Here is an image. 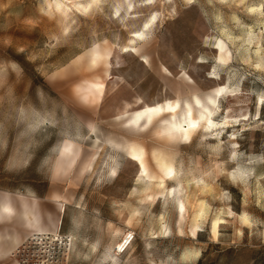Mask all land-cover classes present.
I'll return each mask as SVG.
<instances>
[{"label":"rangeland","instance_id":"1","mask_svg":"<svg viewBox=\"0 0 264 264\" xmlns=\"http://www.w3.org/2000/svg\"><path fill=\"white\" fill-rule=\"evenodd\" d=\"M87 1L0 0V200L60 236L26 240L18 214L27 234L0 264H264V0ZM219 88L208 126L179 139L185 104ZM167 101L180 111L135 119Z\"/></svg>","mask_w":264,"mask_h":264},{"label":"bare ground","instance_id":"2","mask_svg":"<svg viewBox=\"0 0 264 264\" xmlns=\"http://www.w3.org/2000/svg\"><path fill=\"white\" fill-rule=\"evenodd\" d=\"M85 1V0H84ZM95 0H92V3ZM88 2V1H87ZM89 3V2H88ZM91 2L85 6L79 5L82 9H88ZM255 10H251L254 12ZM154 22V19H150L147 21L140 32L134 33L131 39L132 44L141 45L145 42L146 32L149 31L150 26ZM219 52H222V48L218 46ZM133 51L131 49H125L124 53H128ZM111 59V52H107L101 50L98 47H95L90 54L89 62L91 65H95L100 61H105L108 63V60ZM142 62L147 64L148 59L145 56H142ZM110 79V78H109ZM93 87L98 89L100 99L104 97L105 94V84H94ZM226 88L217 89L213 92L214 98L211 99L209 97L205 104H202L200 99L197 97L193 98L192 104L186 103L184 106V111L182 113L181 121L177 124L176 130L179 132V139H185L186 141L190 140L192 134L199 130L201 127L208 126L207 122L211 118L213 114V110L210 108L211 106L214 108L217 103V99L225 95ZM230 94V93H227ZM138 99V98H136ZM136 105V104H135ZM180 111V105L177 101H167L156 105H144L142 108L136 111L135 119L141 121L144 124H150L154 122L155 119L163 117L166 114H176ZM132 117V115H131ZM223 128L228 127L227 120L221 124ZM132 151L131 156L138 158V161L142 165V158H140L138 154H136L135 149L131 148ZM62 155L68 157V159L73 162L77 158L78 155V147L73 145L71 142H66ZM156 160L159 161V164L164 167L165 170L171 168L163 160H160L158 157ZM163 182V181H162ZM182 209V207H181ZM17 214H22L25 220L27 227L30 229L29 235L26 240L36 241V244L40 245H48L52 243L59 242V237L56 233V230L51 233L47 226L45 225V220L42 219V214L37 209H35V204L31 205L26 200H20L17 204L9 198H3L0 200V219L2 218H11L15 217ZM218 221H214L212 224V233L216 234ZM49 225V224H48ZM57 229V226H56ZM127 244V240L125 242H121L119 244V249L121 250ZM128 246V245H127ZM126 246V247H127ZM17 251V249H15ZM14 251V252H15ZM45 262L43 261V263Z\"/></svg>","mask_w":264,"mask_h":264},{"label":"crops","instance_id":"3","mask_svg":"<svg viewBox=\"0 0 264 264\" xmlns=\"http://www.w3.org/2000/svg\"><path fill=\"white\" fill-rule=\"evenodd\" d=\"M40 202V200L38 199ZM41 206L43 207L42 203L40 202ZM18 215V214H17ZM21 215V214H19ZM22 222L24 223L25 220L23 219ZM21 220L19 218H2L0 219V262H3L8 256L11 255V253L14 251V247H16L18 244L19 237L15 234H20V238L22 239L25 234H27V230L23 227ZM14 237L12 240V244L10 245L11 247L7 250L6 247L9 245V237ZM17 238H16V237ZM20 242V240H19Z\"/></svg>","mask_w":264,"mask_h":264},{"label":"snow or ice","instance_id":"4","mask_svg":"<svg viewBox=\"0 0 264 264\" xmlns=\"http://www.w3.org/2000/svg\"><path fill=\"white\" fill-rule=\"evenodd\" d=\"M33 97H34V99H35V94H34V96H33ZM37 106L39 107V104H38V102H37ZM45 187H46V185H45ZM42 194H43V193H41V195H42Z\"/></svg>","mask_w":264,"mask_h":264},{"label":"built area","instance_id":"5","mask_svg":"<svg viewBox=\"0 0 264 264\" xmlns=\"http://www.w3.org/2000/svg\"><path fill=\"white\" fill-rule=\"evenodd\" d=\"M132 237V236H131ZM132 239L129 238V241H127V244H129V242L131 241ZM120 250V249H119ZM120 252V251H119Z\"/></svg>","mask_w":264,"mask_h":264}]
</instances>
